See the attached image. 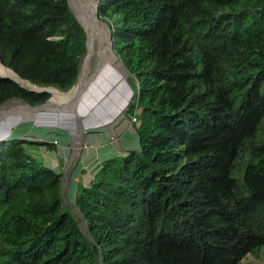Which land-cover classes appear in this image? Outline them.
Here are the masks:
<instances>
[{
    "label": "trees",
    "instance_id": "16d2710c",
    "mask_svg": "<svg viewBox=\"0 0 264 264\" xmlns=\"http://www.w3.org/2000/svg\"><path fill=\"white\" fill-rule=\"evenodd\" d=\"M99 10L133 84L138 146L103 160L68 205L63 173L37 151L52 143L0 142V264H241L260 254L264 0H99ZM86 42L68 0H0V57L22 78L68 91ZM50 97L0 75V105Z\"/></svg>",
    "mask_w": 264,
    "mask_h": 264
},
{
    "label": "rangeland",
    "instance_id": "374dc122",
    "mask_svg": "<svg viewBox=\"0 0 264 264\" xmlns=\"http://www.w3.org/2000/svg\"><path fill=\"white\" fill-rule=\"evenodd\" d=\"M70 6L76 14L75 7L71 2ZM100 18L106 20L101 16ZM106 32L108 35L107 39L114 51L113 42L109 39L111 33L109 26H107ZM117 57L119 56L117 55ZM97 61L98 59L95 55L92 61V71ZM127 73L126 82L113 89L109 100L108 98L106 100L103 98L100 102L94 101V103L96 102L95 106L101 104L97 109L94 108L92 101L86 100L85 102L88 103L87 106L90 107V110L87 109L84 112H80V115L58 116L56 115L57 113H47L39 121L25 122L21 127H18V130H14L12 126L10 130V133L12 131L15 132L13 136H34V139L54 145H42L37 148V151L41 153L46 166L55 168L57 171L63 173V184H65L63 193L65 203L68 205L74 204L79 182L83 181L89 184L100 162L114 155H123L131 148L138 146V138L133 126L134 123L135 125L137 123L133 121L134 115H132V112L128 111V105L131 101L122 109L116 110L114 107L118 101L124 100L125 98L123 97L127 96L130 92H132V96L134 94L129 72L127 71ZM109 75L112 77L110 81L113 82L115 80L113 71L108 72ZM133 82L135 87L137 82L136 80H133ZM95 133L106 134L107 136H104L107 139H101L100 143H108H105L103 147H95L99 142H91L94 147H88L87 142L90 135ZM10 136L0 138V142H4L5 138H9ZM55 140L59 143H55ZM86 148L89 150H85ZM90 149L92 150L90 151ZM235 176L239 177V174L235 173ZM72 211L79 221L82 230L86 232V222L82 214L75 206H72ZM241 264H264V250L260 254L257 252L254 255H246L242 259Z\"/></svg>",
    "mask_w": 264,
    "mask_h": 264
},
{
    "label": "bare ground",
    "instance_id": "6f19581e",
    "mask_svg": "<svg viewBox=\"0 0 264 264\" xmlns=\"http://www.w3.org/2000/svg\"><path fill=\"white\" fill-rule=\"evenodd\" d=\"M75 7L76 14L80 22L86 28L88 38L86 44V54L83 59V69L81 72L80 82L77 86L67 92L58 89H51L50 101L41 108H32L23 101L11 99L0 107V138L14 135L15 132L10 130H18L25 122L39 121L40 118L46 116L47 113H57L56 115H80L90 107L87 106L86 100L92 101L94 108L96 100L111 98L112 91L118 85L126 82L127 71L120 58L111 48L108 41L106 28L108 24L100 18L96 10V0H69ZM107 25V26H106ZM97 56V64L92 71L93 57ZM113 71L115 80L108 76V72ZM0 73L7 76L16 77L13 70L6 68L0 61ZM107 76V77H106ZM128 80V79H127ZM109 96V97H108ZM121 102H117L114 106L116 110L122 109L128 105L132 99L130 92ZM57 117V116H55ZM77 117V116H75ZM10 133V135H8ZM7 134V135H6ZM78 146H80L78 144Z\"/></svg>",
    "mask_w": 264,
    "mask_h": 264
},
{
    "label": "water",
    "instance_id": "95a60500",
    "mask_svg": "<svg viewBox=\"0 0 264 264\" xmlns=\"http://www.w3.org/2000/svg\"><path fill=\"white\" fill-rule=\"evenodd\" d=\"M68 2H69V4H70V1L68 0ZM72 9V8H71ZM96 10L98 11V13H99V15H100V10H99V1H97V5H96ZM73 11V10H72ZM75 14V13H74ZM75 16L77 17V19L79 20V22H80V19L78 18V16H77V14H75ZM103 21H105L107 24H108V26H109V23H108V21L107 20H103ZM81 23V22H80ZM81 25L83 26V28L85 29V31H86V28L84 27V25L81 23ZM86 34H87V31H86ZM87 38H88V34H87ZM109 39H110V41L112 42V33H110V35H109ZM86 44H87V42H86ZM0 61L2 62V64L6 67V68H9L10 70H13L12 68H10V67H8V66H6L4 63H3V61H2V58L0 57ZM82 69H83V64L81 65V70H80V74H79V78H78V81L76 82V84L75 85H73L68 91H70L71 89H73L75 86H77L78 84H79V82H80V77H81V72H82ZM14 71V70H13ZM14 73L16 74V77H13V76H7V75H3V74H1L0 73V75L2 76V77H4V78H9V79H11V80H13V81H15V82H17V83H19L21 86H23V87H26V88H29L30 90H34V91H38V92H48V93H51V89H58L57 87H54V86H40V85H38V84H36V83H33V82H31L30 80H28V79H25V78H22L17 72H15L14 71ZM58 90H60V89H58ZM60 91H62V90H60ZM62 92H67V91H62ZM51 98V97H50ZM50 98L45 102V103H43V104H41V105H31L30 103H28V102H26V101H24V100H21V101H23L25 104H27V105H29L30 107H32V108H41V107H43L44 105H46L49 101H50ZM12 99H15V98H12ZM11 100V99H10ZM7 102V101H6ZM5 103V102H4ZM3 103V104H4ZM2 104V105H3ZM2 105H0V107L2 106ZM25 138L26 136L25 135H21V136H10L9 138H5V140H10V139H13V138ZM27 138V137H26ZM28 139H31V138H28ZM33 140V139H32ZM35 140H37V139H35ZM64 188H65V184H63V190H64Z\"/></svg>",
    "mask_w": 264,
    "mask_h": 264
},
{
    "label": "crops",
    "instance_id": "0c3cea01",
    "mask_svg": "<svg viewBox=\"0 0 264 264\" xmlns=\"http://www.w3.org/2000/svg\"><path fill=\"white\" fill-rule=\"evenodd\" d=\"M136 134V133H135ZM104 135H106V134H97V133H95V134H92V135H90V138H89V140H88V142H87V146L89 147H94V145L92 144V143H98L97 145H95V147H103V146H105L104 144L105 143H108V142H105L104 144L103 143H100L101 142V139H107V135L106 136H104ZM99 136H100V139H99ZM92 142V143H91ZM85 150H89V149H85ZM92 149H90V151H91ZM115 156V155H114ZM112 157V156H111ZM76 180V179H75ZM83 182V181H82ZM85 185H88V184H86L85 182H83ZM76 188H77V186H76Z\"/></svg>",
    "mask_w": 264,
    "mask_h": 264
},
{
    "label": "built area",
    "instance_id": "2783aa9c",
    "mask_svg": "<svg viewBox=\"0 0 264 264\" xmlns=\"http://www.w3.org/2000/svg\"><path fill=\"white\" fill-rule=\"evenodd\" d=\"M133 121H134V122L136 121V117H135V116L133 117ZM54 142H55V143H59L57 140H55ZM100 163H101V162H100ZM100 163H99V164H100Z\"/></svg>",
    "mask_w": 264,
    "mask_h": 264
}]
</instances>
